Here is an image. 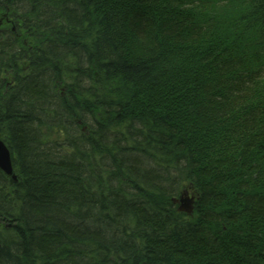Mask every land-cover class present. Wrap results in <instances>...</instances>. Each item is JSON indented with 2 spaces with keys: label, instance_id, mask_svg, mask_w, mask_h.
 Returning <instances> with one entry per match:
<instances>
[{
  "label": "trees",
  "instance_id": "trees-1",
  "mask_svg": "<svg viewBox=\"0 0 264 264\" xmlns=\"http://www.w3.org/2000/svg\"><path fill=\"white\" fill-rule=\"evenodd\" d=\"M0 139V264H264V0H0Z\"/></svg>",
  "mask_w": 264,
  "mask_h": 264
},
{
  "label": "water",
  "instance_id": "water-1",
  "mask_svg": "<svg viewBox=\"0 0 264 264\" xmlns=\"http://www.w3.org/2000/svg\"><path fill=\"white\" fill-rule=\"evenodd\" d=\"M0 169L6 174L12 177V180L16 182L17 178L12 169L11 155L4 142L0 139ZM181 205L178 210L180 212L191 214L193 211V197L188 198L187 193L184 191L180 199Z\"/></svg>",
  "mask_w": 264,
  "mask_h": 264
},
{
  "label": "rangeland",
  "instance_id": "rangeland-1",
  "mask_svg": "<svg viewBox=\"0 0 264 264\" xmlns=\"http://www.w3.org/2000/svg\"><path fill=\"white\" fill-rule=\"evenodd\" d=\"M222 138L225 139L226 137L223 136ZM199 140H200L199 138H196V137H195V141H199ZM229 142L231 143L232 146H234V145H233V142H234L233 138H232V139L229 138ZM239 152H240V148H239ZM214 156H217V154H216V153H213L211 157H214ZM13 182H14V181H13ZM16 182H17V181H16ZM187 196L189 197L188 193H187ZM180 205H181V202H179V206H180ZM3 237H4V235H3ZM3 237L1 236V239H3Z\"/></svg>",
  "mask_w": 264,
  "mask_h": 264
},
{
  "label": "bare ground",
  "instance_id": "bare-ground-1",
  "mask_svg": "<svg viewBox=\"0 0 264 264\" xmlns=\"http://www.w3.org/2000/svg\"><path fill=\"white\" fill-rule=\"evenodd\" d=\"M13 169V168H12ZM0 171L4 174V175H6L11 181H13L12 180V177L11 176H9L8 174H6L4 171H2L1 169H0ZM194 203H195V201H194ZM11 228V224H6V225H4V227H3V229H10ZM0 236H1V234H0Z\"/></svg>",
  "mask_w": 264,
  "mask_h": 264
}]
</instances>
